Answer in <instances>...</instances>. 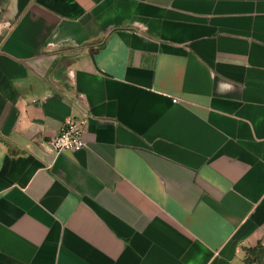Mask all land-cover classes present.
Instances as JSON below:
<instances>
[{"label": "crops", "instance_id": "0c3cea01", "mask_svg": "<svg viewBox=\"0 0 264 264\" xmlns=\"http://www.w3.org/2000/svg\"><path fill=\"white\" fill-rule=\"evenodd\" d=\"M1 7L0 264H264V0Z\"/></svg>", "mask_w": 264, "mask_h": 264}, {"label": "built area", "instance_id": "2783aa9c", "mask_svg": "<svg viewBox=\"0 0 264 264\" xmlns=\"http://www.w3.org/2000/svg\"><path fill=\"white\" fill-rule=\"evenodd\" d=\"M177 101V99H174ZM48 144L55 153L63 150H79L87 146L84 139V127L81 120L70 118L68 119L60 131L52 136Z\"/></svg>", "mask_w": 264, "mask_h": 264}, {"label": "trees", "instance_id": "16d2710c", "mask_svg": "<svg viewBox=\"0 0 264 264\" xmlns=\"http://www.w3.org/2000/svg\"><path fill=\"white\" fill-rule=\"evenodd\" d=\"M248 256H252L254 257L256 260H259L260 258V253H262V246L259 245V246H256V247H246L245 248Z\"/></svg>", "mask_w": 264, "mask_h": 264}, {"label": "rangeland", "instance_id": "374dc122", "mask_svg": "<svg viewBox=\"0 0 264 264\" xmlns=\"http://www.w3.org/2000/svg\"><path fill=\"white\" fill-rule=\"evenodd\" d=\"M3 1H4V0H0V13H1V11H2V7H1V5H2Z\"/></svg>", "mask_w": 264, "mask_h": 264}]
</instances>
